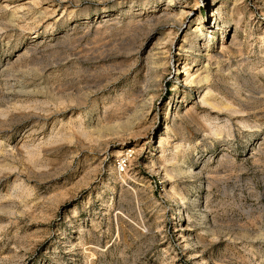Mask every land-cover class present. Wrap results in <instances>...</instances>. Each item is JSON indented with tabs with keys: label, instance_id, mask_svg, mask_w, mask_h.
Instances as JSON below:
<instances>
[{
	"label": "rangeland",
	"instance_id": "obj_1",
	"mask_svg": "<svg viewBox=\"0 0 264 264\" xmlns=\"http://www.w3.org/2000/svg\"><path fill=\"white\" fill-rule=\"evenodd\" d=\"M0 264H264V0H0Z\"/></svg>",
	"mask_w": 264,
	"mask_h": 264
},
{
	"label": "bare ground",
	"instance_id": "obj_2",
	"mask_svg": "<svg viewBox=\"0 0 264 264\" xmlns=\"http://www.w3.org/2000/svg\"><path fill=\"white\" fill-rule=\"evenodd\" d=\"M233 1H236V0H233ZM236 4V3H235ZM234 5V4H233ZM183 14V13H182ZM218 15H219V11H218V13H217ZM218 17V16H217ZM199 22V21H198ZM210 28H212V27H210ZM219 30H220V28H219ZM194 31L196 32V33H198V35L197 36H199V37H202L203 36V30H202V28H201V26H199V24H197L196 25V27H195V29H194ZM222 31V30H221ZM197 39V38H196ZM194 42V41H193ZM191 44V43H190ZM193 44V43H192ZM191 44V45H192ZM198 51H200V49L198 50ZM206 56L207 57H209L210 55L209 54H206ZM209 58H211V57H209ZM158 59H156V61H157ZM208 60H210V59H208ZM152 61V60H151ZM155 61V62H156ZM159 61V60H158ZM159 63V62H158ZM152 64V63H151ZM208 64H205V66H204V71L203 72H198L197 74H194L195 76L194 77H192V78H190L191 76H189V78L188 77H184V80H185V82L187 81L188 83H190L191 84V82H195V83H197L196 85H198V84H201L202 85V83L204 84H206V83H208V80H209V72L207 73V71H206V69L208 68V66H207ZM202 68V67H201ZM192 76H193V74H192ZM212 95V94H211ZM210 94L208 95V97L206 96V97H203L204 98V100L203 101H207V104L208 103H212L213 102V100H215V99H213V97L211 96ZM205 96V95H204ZM206 103V102H205ZM214 103V102H213ZM190 107V106H189ZM192 108V107H191ZM187 112H190V108H187V110H186ZM186 226V225H185ZM180 230V229H179Z\"/></svg>",
	"mask_w": 264,
	"mask_h": 264
},
{
	"label": "built area",
	"instance_id": "obj_3",
	"mask_svg": "<svg viewBox=\"0 0 264 264\" xmlns=\"http://www.w3.org/2000/svg\"><path fill=\"white\" fill-rule=\"evenodd\" d=\"M128 160H129V157L126 154L121 155L116 160V168L118 169L119 172H123L126 169Z\"/></svg>",
	"mask_w": 264,
	"mask_h": 264
}]
</instances>
